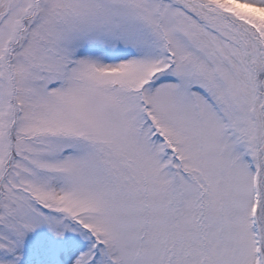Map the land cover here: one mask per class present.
<instances>
[{
    "label": "snow or ice",
    "instance_id": "1",
    "mask_svg": "<svg viewBox=\"0 0 264 264\" xmlns=\"http://www.w3.org/2000/svg\"><path fill=\"white\" fill-rule=\"evenodd\" d=\"M0 264H264V0H0Z\"/></svg>",
    "mask_w": 264,
    "mask_h": 264
}]
</instances>
